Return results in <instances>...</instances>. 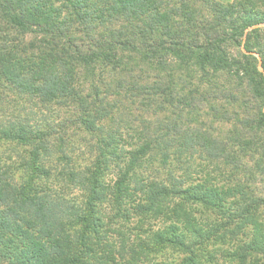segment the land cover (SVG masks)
I'll return each mask as SVG.
<instances>
[{
    "label": "trees",
    "instance_id": "obj_1",
    "mask_svg": "<svg viewBox=\"0 0 264 264\" xmlns=\"http://www.w3.org/2000/svg\"><path fill=\"white\" fill-rule=\"evenodd\" d=\"M0 110V264H264V0H0Z\"/></svg>",
    "mask_w": 264,
    "mask_h": 264
},
{
    "label": "rangeland",
    "instance_id": "obj_2",
    "mask_svg": "<svg viewBox=\"0 0 264 264\" xmlns=\"http://www.w3.org/2000/svg\"><path fill=\"white\" fill-rule=\"evenodd\" d=\"M222 1H224V2H228V1H232V0H222ZM232 51H234L235 49L234 48H232L231 49ZM253 55H255V56H258L257 54H255V53H253ZM260 66V65H259ZM9 95H12V94H7V98L8 97H10ZM19 102V101H18ZM2 105V104H1ZM3 105H8V104H6V102H4L3 103ZM20 106H22V107H24V109H26L27 111H32V112H34L35 114H36V118H38V119H40L41 117H42V113H43V111H41V110H39L37 107H34L33 105H32V103L31 104H26V105H21V103H20ZM0 112H4V111H2V110H0ZM46 113V117L48 116V118H49V116L50 115H53L52 114V112L51 111H48V112H45ZM61 118L62 117H60V116H58V117H53V120H55L56 122H57V124H59L58 122L59 121H61ZM75 132V134H76V132L77 131H74ZM81 135V136H80ZM76 134V137L74 138V140H71L72 142H69V140H67L69 143H71L73 146H77V148H79V147H81L82 146V143H83V140H84V138H85V134L83 135L82 133L81 134ZM59 136H63V134H61V135H59ZM65 136V135H64ZM58 137V136H57ZM81 154H82V149H81ZM78 155H79V151H78ZM195 157H196V159H194V161H195V166H194V168H195V170L196 171H201V170H203V169H208L209 167V165H208V163L210 162L209 160L208 161H206L207 159H206V156L205 155H200V153H197L196 155H195ZM84 158H85V156H79L78 158H77V154H76V158H74V160H79V161H82V160H84ZM52 160H53V158H52ZM49 161H50V163H51V158L49 159ZM212 162H215V161H212ZM200 166V167H199ZM210 166H213V165H210ZM210 169H212V168H209V170ZM246 171H247V169H246ZM246 171L245 172H243V175L242 174H239V173H236L235 174V176H234V178L235 179H242V178H244L243 176H245V175H247V173H246ZM235 171L230 167V168H228V176H232V174L234 173ZM248 176V175H247ZM71 188H74V187H71ZM264 211V207H263V209H262V212ZM264 218V217H263Z\"/></svg>",
    "mask_w": 264,
    "mask_h": 264
},
{
    "label": "water",
    "instance_id": "obj_3",
    "mask_svg": "<svg viewBox=\"0 0 264 264\" xmlns=\"http://www.w3.org/2000/svg\"><path fill=\"white\" fill-rule=\"evenodd\" d=\"M259 69H260V71H262V72H263V69H262L261 65L259 66Z\"/></svg>",
    "mask_w": 264,
    "mask_h": 264
}]
</instances>
